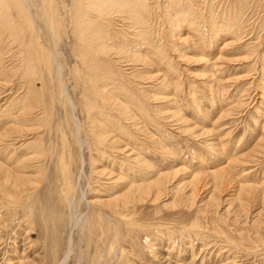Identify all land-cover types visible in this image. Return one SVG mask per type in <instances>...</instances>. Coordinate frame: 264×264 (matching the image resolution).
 Returning <instances> with one entry per match:
<instances>
[{
	"label": "rangeland",
	"instance_id": "374dc122",
	"mask_svg": "<svg viewBox=\"0 0 264 264\" xmlns=\"http://www.w3.org/2000/svg\"><path fill=\"white\" fill-rule=\"evenodd\" d=\"M0 1V264H264V0H158L142 47L115 5L83 38L73 0Z\"/></svg>",
	"mask_w": 264,
	"mask_h": 264
},
{
	"label": "bare ground",
	"instance_id": "6f19581e",
	"mask_svg": "<svg viewBox=\"0 0 264 264\" xmlns=\"http://www.w3.org/2000/svg\"><path fill=\"white\" fill-rule=\"evenodd\" d=\"M10 1V0H9ZM21 1V0H20ZM157 1L158 0H73V5L71 6V22H72V26H74L73 27V30L75 29L76 31H78L79 33H81V35L80 36H83V33L85 34V33H89L91 30H93V28L95 29V25H93L90 21L92 20V21H94L95 23H97V22H100L99 20L97 21V20H95V19H97L98 18V16H99V14L100 13H103L104 12V14L106 15H109L110 13H112V11H111V9H110V6H113L114 7V5L115 6H117V8L116 9H122V10H126V12L128 13V14H126V16H125V18H126V20H128L127 22H129V24H130V27H132V30L134 29L133 27H137L136 28V31H137V29H138V31H137V33H135L137 36H139V38L138 39H136V38H134V39H136V40H138V42H139V44L138 43H136V44H138V46H141L142 47V44H146L148 41L146 40V39H141L142 37H144L145 36V38H146V36H147V28H149V27H151L152 25H151V23H150V20L153 18L151 15H150V13L148 12V8H156V7H158V4H157ZM2 1H0V3H1ZM10 2H12V7H14V9H15V11H22L23 13H24V11H23V9H22V5H21V3L19 2V0H11ZM23 2V1H22ZM24 2H26V1H24ZM46 3H47V0L45 1ZM202 2V1H201ZM4 3V2H3ZM6 3V2H5ZM175 3V2H174ZM22 4H24V7H25V3H22ZM4 5V4H3ZM47 5V4H46ZM46 5H45V7H46ZM178 5V4H177ZM5 6H6V4H5ZM2 7V6H1ZM172 8V7H171ZM2 9V10H1ZM0 9V30H1V28L4 26V21L6 22L7 21V23L6 24H8V19H10V18H8V17H10L11 16V14H12V12L9 10L10 8H6V10H3V8H1ZM114 9V8H113ZM115 10V9H114ZM156 10V9H155ZM175 10V9H174ZM123 12V11H122ZM153 12V11H152ZM23 13H22V15H23ZM70 13V12H69ZM175 13V12H174ZM18 14V13H17ZM116 14V13H115ZM168 14V13H167ZM21 15V14H20ZM159 15V14H158ZM172 15V14H171ZM193 15H195V14H193ZM17 17H18V15H16ZM24 16V18L25 19H27L26 18V15L24 14L23 15ZM116 16V15H115ZM120 16V15H119ZM167 16H169V15H167ZM16 17V18H17ZM102 17V16H101ZM123 17V16H122ZM157 17V16H156ZM170 17V16H169ZM199 17V16H198ZM197 17V18H198ZM201 17V16H200ZM14 18V17H13ZM30 18H33V17H30ZM108 18H109V16H108ZM118 18H120V17H118ZM124 18V17H123ZM172 18V17H171ZM170 18V19H171ZM193 18V17H192ZM192 18H189V19H191V20H193ZM7 19V20H6ZM12 19V18H11ZM156 19V18H155ZM167 19H168V17H167ZM180 19V18H179ZM103 20H105V19H103ZM121 20V19H120ZM125 20V19H124ZM190 20V21H191ZM69 21V20H68ZM97 21V22H96ZM154 21V20H153ZM174 21H177V19L175 18V20ZM24 22V21H23ZM33 22V21H32ZM126 22V21H125ZM168 22V21H167ZM25 23H27V22H25ZM92 24V25H90V26H92L91 28H90V26H89V24ZM109 23V22H108ZM222 23V22H221ZM220 23V24H221ZM16 24H18V23H16ZM70 24V23H69ZM99 24V23H98ZM102 24V23H101ZM126 23H124V25H125ZM224 24V23H223ZM8 25H10V23L8 24ZM14 25V24H13ZM27 25H29V24H27ZM31 25H32V23H31ZM103 25H104V23H103ZM176 25V24H175ZM20 26V25H19ZM24 26V25H23ZM101 26V25H100ZM99 26V27H100ZM178 26V25H177ZM176 26V27H177ZM97 27H98V25H97ZM125 27H126V25H125ZM127 27H128V25H127ZM129 27V28H130ZM179 27V26H178ZM222 27V26H221ZM31 28V27H30ZM7 29V28H6ZM18 29V28H17ZM23 29H25V28H23ZM27 29H29V28H27ZM26 29V30H27ZM100 29V28H99ZM101 29H103V27L101 28ZM105 29V28H104ZM236 29V28H235ZM2 30L4 31V29L2 28ZM20 30V29H19ZM33 29H31V31H32ZM96 30V29H95ZM94 30V31H95ZM124 30V29H123ZM103 32V30H100V32ZM104 31H106V30H104ZM110 31V30H109ZM129 31V30H128ZM127 31V32H128ZM135 30H134V32H136ZM7 32V31H6ZM111 32V31H110ZM113 32V31H112ZM223 32V31H222ZM94 33V32H93ZM98 33V32H97ZM114 33V32H113ZM130 33V32H129ZM76 34V33H75ZM78 34V33H77ZM76 34V35H77ZM90 35H92V32L91 33H89ZM88 34V35H89ZM107 34V33H106ZM106 34H104V35H106ZM108 34H110V33H108ZM126 34V33H125ZM90 35H89V38H90ZM112 35H114V34H112ZM129 35H131V33L129 34ZM134 35V34H133ZM132 35V36H133ZM96 36V35H95ZM116 36V35H115ZM123 36H125V35H123ZM92 37V36H91ZM108 37V36H107ZM112 37V36H111ZM141 37V38H140ZM83 38H84V36H83ZM86 38H87V36H86ZM116 37H114V39H115ZM126 38V37H125ZM128 38V37H127ZM130 38V37H129ZM98 39H100V38H98ZM108 39V38H107ZM133 39V38H132ZM150 39V38H149ZM83 40H85V39H83ZM96 40V39H95ZM109 40V39H108ZM117 40V39H116ZM130 40V39H129ZM136 40H135V42H136ZM140 40V41H139ZM141 40H145V41H141ZM152 40V39H151ZM106 41V40H105ZM104 40H103V42H105ZM83 42V41H82ZM87 42V41H86ZM86 42H83V48H89L90 49V47H89V44H88V46L86 45ZM96 42V41H95ZM112 42V41H111ZM115 42V40L113 41V43ZM131 42V41H130ZM133 42V41H132ZM89 43V42H88ZM106 43V42H105ZM126 43V42H125ZM78 44H81V43H78ZM98 44L100 45V44H102V42H98ZM109 44V43H108ZM111 44V43H110ZM114 44H116V43H114ZM117 44H119V46H118V48L116 49V51H119L120 50V48L119 47H121L122 45L120 44V43H117ZM123 44V43H122ZM2 45V44H1ZM93 45V44H92ZM91 45V46H92ZM96 45V44H95ZM94 45V46H95ZM98 45V46H99ZM129 45V44H128ZM95 47V49H94V47L92 48V49H94L95 50V52H98V53H100L101 55L103 54V55H105V54H107V53H109V55H110V53H112L111 52V48L109 47V48H105V47ZM103 46H104V44H103ZM105 46H106V44H105ZM124 46V45H123ZM123 46L121 47V48H123ZM146 46V45H145ZM144 46V47H145ZM117 47V46H116ZM157 46H154L153 47V49H155ZM99 49V50H98ZM137 49V48H136ZM157 49V48H156ZM80 50V49H79ZM88 50V49H87ZM125 50V49H124ZM127 50V49H126ZM141 50H142V48H140L138 51H136V52H129V56L130 57H132V59L133 60H135L136 58H139V57H142L144 60H145V63L147 64V62H150L151 60L149 59V57H146L142 52H141ZM116 51H115V53H116ZM121 51V50H120ZM127 51H129V50H127ZM126 51V52H127ZM154 51V50H153ZM30 52V51H29ZM83 52V51H82ZM159 52V51H158ZM121 53V52H120ZM122 53H123V51H122ZM80 54H81V52H80ZM83 54H84V52H83ZM86 54H88V53H86ZM151 54V53H150ZM93 55V54H92ZM96 55V54H95ZM95 55H93V56H95ZM98 55V54H97ZM155 55V54H154ZM125 56V55H124ZM127 56V55H126ZM125 56V57H126ZM4 57V56H3ZM97 57H99V56H97ZM104 58H105V56H104ZM5 60V59H4ZM154 60V59H153ZM26 61V60H25ZM84 61H85V63H86V66L85 67H88V66H90V61H89V58H84ZM31 62V61H30ZM32 62H34V61H32ZM98 62H99V60H98ZM97 62V63H98ZM119 62V61H118ZM3 63V62H2ZM92 64V63H91ZM95 64H96V61H95ZM102 64V63H101ZM100 64V65H101ZM1 65V64H0ZM29 65H31V63L29 64ZM33 65V64H32ZM94 65V64H93ZM108 65V64H107ZM83 66V65H82ZM98 66V65H97ZM106 66V65H105ZM111 66V65H110ZM103 67V66H102ZM107 68H108V66H107ZM85 69H87V68H85ZM91 70H92V68H90ZM109 69V68H108ZM111 69V68H110ZM97 70H99L98 68H97ZM102 70H103V68H102ZM112 70V69H111ZM82 72H83V70H81ZM86 71V70H85ZM93 71V70H92ZM104 71V70H103ZM107 70H105V72H106ZM102 72V71H101ZM108 72V71H107ZM113 71H111L110 73L108 72L107 74H111ZM60 73V72H59ZM94 73H96V71L94 70ZM93 72H89V70H87V74L86 75H88V77H87V79L88 80H91V78H93V79H95V77H97L95 74H94ZM82 74V73H81ZM98 75H99V73H97ZM102 74H104L103 72L100 74V76H101V78H102ZM106 74V73H105ZM105 74L103 75V76H105ZM106 74V75H107ZM28 75H29V73H28ZM84 75H85V72H84ZM95 75V76H94ZM112 75H113V73H112ZM109 76V75H108ZM108 76H106V77H108ZM23 77V76H22ZM24 77H26V76H24ZM84 78H85V76H83ZM82 77V78H83ZM98 78V77H97ZM96 78V79H97ZM26 79V78H25ZM92 79V81H93V84H94V82H100V81H96V80H93ZM99 79V78H98ZM97 79V80H98ZM27 81V80H26ZM25 81V82H26ZM103 81V80H102ZM109 81H112V79L110 80V79H107V81H106V84L108 85L109 83ZM114 81V80H113ZM86 83H88V82H86ZM89 83H92V82H89ZM103 83V82H102ZM102 83H100V84H102ZM115 83V81L113 82V84ZM100 84H98L99 86H100ZM104 84V83H103ZM87 85V84H86ZM30 86V85H29ZM95 86V85H94ZM93 86V87H94ZM35 87V86H34ZM97 87V86H96ZM95 88V87H94ZM99 88H101L102 89V87H99ZM98 88V89H99ZM114 88H115V86H114ZM117 88V87H116ZM28 89H29V87H28ZM87 89V88H86ZM85 89V91H88V90H86ZM97 89V88H96ZM95 89V90H96ZM103 89H104V87H103ZM110 89H112V88H110ZM90 90H91V88H90ZM113 90H116V89H112V91ZM29 91H31L32 92V88L30 87V90ZM92 91V90H91ZM94 91V90H93ZM100 91V90H99ZM99 91H98V93H99ZM33 92H35V91H33ZM97 92V91H96ZM96 92H92V93H94V95H95V93ZM117 94H118V92H117ZM85 95V94H84ZM97 95V94H96ZM87 96H88V94H87ZM98 96L100 97L99 98V107L101 106V108H98V106L97 105H93V106H96L97 108H98V110H97V114H100V115H102V116H104V118H105V116H109V115H107V111L106 110H104V107H107V105H109V106H111L110 108H114L115 110H117L118 111V113H120L123 117H122V119H128L130 122H131V124H130V126H133L134 127V129H137L138 130V128H137V123L136 122H133V118H134V114L132 113V111L130 110V108H129V106L128 105H126V104H123V103H121V99H118L116 96H114L113 95V93L109 90V88L106 90V91H103V93L101 94V96L98 94ZM87 98V97H86ZM85 98V99H86ZM84 99V98H83ZM86 100H88V98L86 99ZM93 100V99H92ZM90 101V100H89ZM87 102V101H86ZM89 103V102H88ZM87 103V104H88ZM92 103V102H91ZM93 103L95 104V102L93 101ZM85 105V104H84ZM89 105H91L90 103L88 104V106ZM72 107L74 106V105H71ZM92 106V105H91ZM92 106V107H93ZM108 106V107H109ZM90 108V107H88V108H90L91 110L89 111L90 112V114H92V116L91 117H89L90 118V120L95 124L94 125V128L95 129H93V139H95V141L97 142V143H103V142H107V141H109L110 139H111V141H113L114 143H118L119 142V138H117L116 136L118 135V134H115V133H112L111 131L110 132H108L107 130H106V128L99 122V124L98 123H95V121H96V118L93 116V112L95 111L93 108ZM74 108V107H73ZM94 111H93V110ZM89 114V115H90ZM111 118V117H110ZM113 118V117H112ZM111 118V119H112ZM106 119V118H105ZM104 120V119H103ZM117 120V119H116ZM118 121V120H117ZM120 121V120H119ZM118 121V122H119ZM112 123V122H111ZM120 123V125L122 124L121 122H119ZM76 124V123H75ZM113 124V123H112ZM111 124V125H112ZM115 126V125H114ZM114 126H112V127H114ZM124 128V131L125 130H127L128 129V127L127 126H124V125H122ZM121 126V127H122ZM120 127V128H121ZM108 129V128H107ZM110 129V128H109ZM77 130V129H76ZM112 130V129H111ZM141 131V130H140ZM119 132V131H118ZM123 133V132H122ZM120 135V134H119ZM119 137V136H118ZM108 143H110V142H108ZM120 143V142H119ZM109 145V144H108ZM118 149H120L121 150V148L119 147ZM125 151V150H124ZM131 154V153H130ZM130 154L128 155V156H130ZM131 155H134V154H131ZM137 155H135L134 156V160L135 159H138V156L136 157ZM129 158V157H128ZM84 160V159H83ZM82 160V161H83ZM131 160V159H130ZM92 162V161H91ZM139 162V161H138ZM130 164H131V162H130ZM0 168H3V170H4V174H6V175H9L10 173L0 164ZM92 169V168H91ZM116 177L117 178H119V177H121V175H116ZM133 177H131L130 179H132ZM129 179V181H128V188H127V192H125L121 197H119V198H122L123 200H127V198H129V197H131V199H135L136 197H137V195H139L141 192H142V190L143 189H145V187H147V188H150L151 186V184H153V183H148L146 186H144V185H141V184H135V183H132L131 182V180ZM133 180V179H132ZM134 181V180H133ZM160 189V188H159ZM82 195H83V193H82ZM118 198V199H119ZM70 249V244L68 245V247H67V249H66V254L63 256V260L59 263V264H64V260L66 259V256H67V252H68V250Z\"/></svg>",
	"mask_w": 264,
	"mask_h": 264
}]
</instances>
